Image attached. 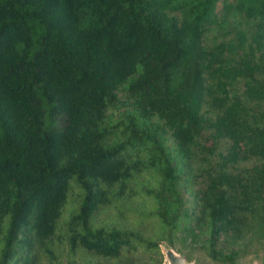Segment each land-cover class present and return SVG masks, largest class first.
<instances>
[{"label":"trees","instance_id":"1","mask_svg":"<svg viewBox=\"0 0 264 264\" xmlns=\"http://www.w3.org/2000/svg\"><path fill=\"white\" fill-rule=\"evenodd\" d=\"M220 2L257 28L208 45ZM263 238L264 0H0V264Z\"/></svg>","mask_w":264,"mask_h":264},{"label":"rangeland","instance_id":"2","mask_svg":"<svg viewBox=\"0 0 264 264\" xmlns=\"http://www.w3.org/2000/svg\"><path fill=\"white\" fill-rule=\"evenodd\" d=\"M219 11V19L220 21L217 24L211 25L206 33V43L208 45H213L215 42L222 41L224 39H230L236 37V32L239 29H250L255 30L257 28V22L255 20L247 21L245 17L237 12L232 11L228 12L224 9L223 2L219 3L218 6ZM229 31V34L226 36L225 33ZM241 88H244V82L239 84ZM171 145H173L172 141H169ZM213 141H208L207 145L211 146ZM208 151V150H207ZM209 152V151H208ZM209 163L203 159L205 157L202 153L199 154V157L193 161V166L198 173L202 172L205 168L209 167V164L212 163L216 166V162L218 160V155L208 154ZM253 161H244L237 165V171L241 173H245L247 169H249L252 165ZM208 174H206L207 176ZM203 177L199 178V181H202ZM186 197L188 195L186 194ZM187 200V198H185ZM190 204V202L188 203ZM170 243L169 241H163L161 243V248L163 251V245ZM196 245V244H194ZM180 253L188 254L190 253L191 259H189V264H221L214 260H212L206 253L203 251H192L191 249H183L180 244L178 247H175ZM250 251L246 254H243L238 258L237 264H264V238L257 239V241L249 247ZM164 253V251H163ZM165 255V253H164ZM163 264H168L166 261V256Z\"/></svg>","mask_w":264,"mask_h":264},{"label":"water","instance_id":"3","mask_svg":"<svg viewBox=\"0 0 264 264\" xmlns=\"http://www.w3.org/2000/svg\"><path fill=\"white\" fill-rule=\"evenodd\" d=\"M163 251L168 264H189L187 254L180 253L172 243L163 245Z\"/></svg>","mask_w":264,"mask_h":264}]
</instances>
